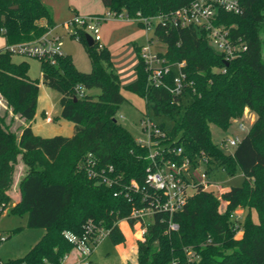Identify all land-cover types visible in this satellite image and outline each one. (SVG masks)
I'll return each mask as SVG.
<instances>
[{
	"label": "trees",
	"instance_id": "trees-1",
	"mask_svg": "<svg viewBox=\"0 0 264 264\" xmlns=\"http://www.w3.org/2000/svg\"><path fill=\"white\" fill-rule=\"evenodd\" d=\"M192 1L102 0L107 9L125 11L130 18L169 12ZM242 5V13L219 11L218 23L231 27L232 35L248 44L241 56L230 61L212 48L206 31L197 27L167 29L159 25L155 29L167 44L166 59L186 62L184 70L191 84L178 97L167 86L149 83L140 47H135L138 78L129 88L145 98L155 117L169 121L159 125L168 130L171 147L182 145L193 157L205 153L212 179L220 172L234 176L238 170L244 176L240 186H232L220 196L199 188L179 211L155 212L145 239L138 241V264H264V0H242ZM42 19L46 25L39 23ZM54 25L52 8L42 0H0V32L6 45L36 39ZM86 35L80 30L78 39L91 60L89 72L79 70L70 54L56 55L55 62L40 59L44 84L62 94L61 116L75 124L71 136L34 133L31 122L39 83L30 78L28 62H14L12 53L0 50V94L7 108L0 113V209L13 202L10 190L22 162L21 199L9 209L27 216L26 227L44 231L23 257L9 259L8 264H62L73 249L64 231L82 235L89 220L108 229L115 244L123 243L119 222L126 219L134 227L133 209L151 199L153 190L144 184L150 165L148 148L116 118L126 99L120 76L109 49L96 42L89 44ZM166 81L173 86L172 74ZM77 87L100 92L80 97ZM246 108L256 119L228 153L214 142L211 124L228 130ZM8 110L13 113L10 120ZM15 116L24 119L18 131L13 128ZM89 153L98 169L105 168L116 183L107 185L89 177L84 167ZM109 166H113L112 172ZM133 179L140 185L138 191L128 188ZM144 193L149 196L146 201H142ZM220 198L227 201L222 213ZM238 207L248 209L242 223L230 217ZM252 209L257 212V222ZM171 223L178 227L172 228ZM21 229L16 227L13 232ZM240 229L242 235L237 237ZM188 249L197 258L192 259Z\"/></svg>",
	"mask_w": 264,
	"mask_h": 264
},
{
	"label": "built area",
	"instance_id": "built-area-1",
	"mask_svg": "<svg viewBox=\"0 0 264 264\" xmlns=\"http://www.w3.org/2000/svg\"><path fill=\"white\" fill-rule=\"evenodd\" d=\"M224 10L232 13H242V0H193L190 4L179 7L169 12L158 13L153 16H140L136 19L148 30L154 26L155 29L160 25L167 29L173 27H189L194 26L206 31V36L212 48L223 54L226 61H230L242 55L248 49V44L242 37H235L231 33V27L218 23L219 11ZM125 11L117 13L107 9L103 14H90L86 16L75 15L63 23V26L69 31L71 27L78 38L80 30H84L86 34L91 35L94 42L102 47L101 23L108 18L125 17ZM157 42L166 46L165 50L154 48L156 42L150 37L146 43L140 45V57L149 72V83L154 86H167L175 97L182 95L186 87L191 83L188 80L187 73L184 70L185 61L169 62L165 57L167 44L161 41L155 34ZM5 50L12 54L22 56L35 57L39 59H52L56 55H63L61 43V34L57 33L54 28H50L40 37L9 44ZM172 74L173 86H169L166 77ZM76 92L80 97L86 95L84 88L77 87ZM143 117L145 127L149 129V138L147 142L139 143L147 146L148 158L150 165L146 170L144 179L145 187L153 190L149 203L134 208L131 216L136 219V235L138 241L145 239L147 226L153 219L155 212L167 211L174 213L183 208L188 198L194 194L199 188L212 191L213 187L218 186L217 181L211 178L208 171L209 158L205 153L201 155L190 156L185 152L182 145L171 147V141L167 136L168 130L160 127L159 124L151 122V118ZM51 121V117H47ZM241 130H245L246 125L243 122L238 124ZM241 137L227 138L223 141L224 149L236 147L241 141ZM96 159L91 153L86 156L84 163L85 170L89 177L97 179L99 182L107 185L116 183V178H112L106 173V169H98ZM113 166H109L108 171L112 172ZM128 188L138 191L140 185L136 180H131ZM147 193H144L142 201L148 199ZM0 209V215L5 211ZM2 211V212H1ZM231 219L238 221L235 213H231ZM125 220L127 223L128 221ZM122 221V220H121ZM129 224V223H128ZM130 225V224H129ZM172 228H177L176 223H171ZM109 234V230L97 226L91 220L85 225V231L82 235H78L72 231H64L65 238L73 244V249L77 252V264H90V256L92 255L98 242ZM8 237L0 233V244L6 241ZM72 249V250H73ZM188 254L192 259L197 258L194 251L188 249ZM69 253L64 257V259ZM8 260L0 257V264H8ZM63 262V261H62ZM20 264H29L26 261Z\"/></svg>",
	"mask_w": 264,
	"mask_h": 264
},
{
	"label": "rangeland",
	"instance_id": "rangeland-1",
	"mask_svg": "<svg viewBox=\"0 0 264 264\" xmlns=\"http://www.w3.org/2000/svg\"><path fill=\"white\" fill-rule=\"evenodd\" d=\"M47 6L52 8L53 19L57 22L55 31L61 34L62 50L65 54H70L74 60L76 67L83 71L89 72L92 69V63L86 48L82 41L77 37H72L70 32H74V28L71 27L69 31L63 26V23L71 18H74L76 14L86 16L90 14H103L107 9L102 0H42ZM101 36L103 44L109 49L112 61L115 66V71L119 74L122 85V93L126 97L125 101L120 105L117 112V120L126 127L133 137L141 142H147L149 138V129L145 127L143 117L151 118V122L159 124L163 120L169 123L164 117H155L152 110L147 108L145 98L129 88V86L137 81L138 72V56L135 47L140 44H144L150 37H153L156 44L154 48L156 50H165L166 46L157 42L155 36L154 26L151 29H146L140 24L138 19L130 18L129 16L119 18H108L101 23ZM51 28V27H50ZM49 28V29H50ZM6 38L0 32V50L5 49ZM14 62H20L25 60L29 64V76L32 80L38 81L39 91L37 99L36 114L33 119V130L35 133L44 137H51L56 134L70 135L73 132V122L67 118L61 116L60 98L62 94L43 82L41 60L35 57L22 56L18 54L12 55ZM86 93L94 94L100 92L98 88L87 89ZM183 102H187V98L183 99ZM7 111L6 102L0 94V113L3 114ZM8 120L13 115L11 110H8ZM52 117L51 121H48L45 115ZM256 119V114L249 108H246L244 114L241 117L232 120L231 126L228 130H223L215 124H211V130L213 140L218 145L222 146L225 139L235 137L236 135L243 138L251 127L252 123ZM243 122L246 125L245 130H241L238 124ZM23 123L16 118L13 123V128L19 130ZM224 149V148H223ZM235 147H229L224 149L230 153ZM23 163L18 164L15 178L23 175ZM215 181L217 185L213 187V192L220 196L222 192L228 190L232 186H240L244 180V176L240 170L236 175L230 176L226 173L216 174ZM12 192L17 193L18 187L13 184ZM15 193V194H16ZM14 199V198H13ZM12 203L6 208V210L0 215V233L6 235L8 239L0 244V257L3 260L21 258L29 249L38 241L44 232L42 229H33L26 227L27 216H19L10 212ZM227 208V201L220 198L219 212H224ZM236 217H239V222L242 223L246 214L247 208L238 207L233 211ZM254 221H258L257 212L251 210ZM16 227H22L18 232H13ZM136 226L129 225L127 236L130 238H136ZM125 241H126V234ZM242 230L240 229L236 236L240 237ZM125 241L123 243H125ZM115 244L109 235H105L95 247L92 255L90 256V264H135L133 256L136 252L131 248L130 242L126 244ZM138 248V247H137ZM131 253L129 259L125 258L126 252ZM76 250H71L70 254L64 260L62 264H77ZM138 263V262H137Z\"/></svg>",
	"mask_w": 264,
	"mask_h": 264
},
{
	"label": "crops",
	"instance_id": "crops-1",
	"mask_svg": "<svg viewBox=\"0 0 264 264\" xmlns=\"http://www.w3.org/2000/svg\"><path fill=\"white\" fill-rule=\"evenodd\" d=\"M105 9H107L106 7H105ZM76 15H78V14H76ZM54 22H55V25L54 26H52V28H56L57 27V22L54 20ZM39 23L40 24H42V25H46L47 24V21H46V19H42V20H40L39 21ZM140 45H142V44H140ZM140 45H138L139 47H140ZM7 46V45H6ZM5 46V47H6ZM23 61H25V60H23ZM21 62V61H20ZM99 92H96V93H94L93 95H97ZM45 115H46V118L47 117H51L50 115H47V112H45ZM36 117V116H35ZM16 118H19V120L22 122V123H24V119H22V118H20L19 116H16ZM52 118V117H51ZM34 120V119H33ZM33 120H32V122H31V124H33ZM33 126V125H32ZM32 129H33V127H32ZM34 131V130H33ZM74 132H75V124L73 123V132H72V134H70V135H65V136H71V135H73L74 134ZM35 133V132H34ZM35 134H37V133H35ZM38 135H40V134H38ZM56 135H58V134H56ZM21 168H24L23 166L21 167ZM24 170V169H23ZM21 177L22 176H18L17 177V179L15 178V182H14V184L15 185H17V187H18V183H19V181H20V179H21ZM16 193V192H15ZM15 193H13L12 192V190H10V194L12 195V199H13V202H12V205H14L16 202H18V201H20V199H21V193H20V190H19V187H18V191H17V193L15 194ZM119 225H120V227H121V229H122V231H123V233L124 234H126V241H125V243H123V244H126L127 242H130V244H131V248L136 252L135 254H137V247H138V235H136V238H130L129 236H127V231H128V228H129V224L125 221V220H122V221H120L119 222ZM119 245H121V244H119ZM70 254V253H69ZM129 256H131V253H129L128 251L126 252V255H125V258L126 259H129L128 257ZM133 258V260L135 261V264H138L137 263V258H136V255L135 256H133L132 257ZM66 259V258H65ZM64 259V260H65ZM64 260H63V262L62 263H64ZM76 262V261H75Z\"/></svg>",
	"mask_w": 264,
	"mask_h": 264
},
{
	"label": "water",
	"instance_id": "water-1",
	"mask_svg": "<svg viewBox=\"0 0 264 264\" xmlns=\"http://www.w3.org/2000/svg\"><path fill=\"white\" fill-rule=\"evenodd\" d=\"M86 40L89 44H93L94 43V40L93 38L91 37V35L87 34L86 35ZM226 64L228 65V62H226Z\"/></svg>",
	"mask_w": 264,
	"mask_h": 264
}]
</instances>
